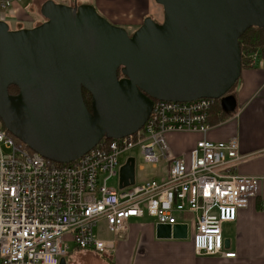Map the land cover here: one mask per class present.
<instances>
[{"label": "water", "instance_id": "obj_1", "mask_svg": "<svg viewBox=\"0 0 264 264\" xmlns=\"http://www.w3.org/2000/svg\"><path fill=\"white\" fill-rule=\"evenodd\" d=\"M155 2L164 21L146 17L132 34L93 5L53 0L43 4L45 21L34 28L12 30L0 20L5 128L43 157L68 164L104 138L139 131L155 100L211 98L234 111L231 89L242 71L239 39L247 29L264 26V0ZM11 85L17 94L9 92ZM83 89L91 93V111ZM135 172L131 157L121 167L120 188L134 184Z\"/></svg>", "mask_w": 264, "mask_h": 264}, {"label": "built area", "instance_id": "obj_2", "mask_svg": "<svg viewBox=\"0 0 264 264\" xmlns=\"http://www.w3.org/2000/svg\"><path fill=\"white\" fill-rule=\"evenodd\" d=\"M10 5L0 2V9ZM259 57V51L252 53L249 66ZM214 101H154L139 131L101 141L68 164L16 143L0 123V264H60L71 253V244L109 256L113 248L96 234L98 224L118 238L132 218L147 215L158 225L173 227L185 212L195 216L192 243L197 255L235 257L225 250L223 226L235 222L238 212L259 196L262 178L236 172L242 160L236 137L208 138ZM175 132L202 138L187 156H177L167 138ZM134 147L155 169L165 161L166 174L142 183L135 178L134 184L120 188L121 167L131 158L122 162L121 156ZM113 178H118L117 185Z\"/></svg>", "mask_w": 264, "mask_h": 264}, {"label": "crops", "instance_id": "obj_3", "mask_svg": "<svg viewBox=\"0 0 264 264\" xmlns=\"http://www.w3.org/2000/svg\"><path fill=\"white\" fill-rule=\"evenodd\" d=\"M4 1L11 2V5L0 9V20L8 23L12 30L29 29L30 24H34L31 27L34 28L45 21L41 8L47 0H0ZM53 1L70 6L76 3L93 5L107 20L120 26H135L136 29L146 17L154 19L153 14L157 11L151 9L155 0ZM231 95L235 98L236 108L229 119L214 124L208 138L225 141L236 137L242 156L236 172L262 178L259 196L251 201L249 207L238 212L235 222L223 226L227 242L225 250L236 253V256L197 255L192 243L193 229L186 217L193 214L185 212L179 214L183 217H179L176 228L169 232L147 215L132 218L126 231L118 238L104 223H100L95 232L113 248L111 254L80 249L71 244V253L62 258V264H264V50L255 66L242 69ZM172 134L186 137L182 138L183 147H179L177 142L172 143L173 153L182 157L187 156L202 138L199 133L175 132L168 135Z\"/></svg>", "mask_w": 264, "mask_h": 264}, {"label": "trees", "instance_id": "obj_4", "mask_svg": "<svg viewBox=\"0 0 264 264\" xmlns=\"http://www.w3.org/2000/svg\"><path fill=\"white\" fill-rule=\"evenodd\" d=\"M144 21V20H143ZM143 23V22H142ZM142 25V24H141ZM140 25V26H141ZM240 48H241V58H242V69L245 67H249V56L259 51L260 53L264 50V26L263 27H251L247 29L243 35L239 39ZM119 77H122L123 74L121 72V69L118 70ZM238 84V83H237ZM237 84L231 89V92L235 89ZM9 92L11 94H17L19 92V88L16 85H11L9 87ZM83 98L85 101L86 106L91 111V104H92V96L91 93L88 90L83 89ZM157 101V100H155ZM231 117V112H227L220 100H215L214 105L211 110L210 114V122L213 124H218L222 121H226ZM0 123L3 125V128L7 130L2 123V120L0 119ZM8 134L13 137L16 143L18 144H24L22 141H20L18 138L13 136L8 130ZM110 138H104L102 142L110 141ZM30 149V148H29ZM30 151H33L30 149Z\"/></svg>", "mask_w": 264, "mask_h": 264}, {"label": "rangeland", "instance_id": "obj_5", "mask_svg": "<svg viewBox=\"0 0 264 264\" xmlns=\"http://www.w3.org/2000/svg\"><path fill=\"white\" fill-rule=\"evenodd\" d=\"M81 0H79L80 2ZM151 9L156 11H159L161 13H159V15L157 14V11L155 14H153V17H155L154 19L157 21V22H161L164 20V11L161 10V7L159 4L153 2L151 4ZM148 17H151V16H148ZM110 23L114 24V25H117L115 24L114 22L108 20ZM34 24H30L28 25L29 28L33 27ZM117 26H120V25H117ZM14 27V26H13ZM12 27V28H13ZM120 27H123L124 29L127 30V32L129 34H132L136 27L135 26H127V25H122ZM182 138H186L185 136L183 135H179V134H172V135H168V143L171 145L172 147V143H176L179 147H183L184 146V140ZM174 141V142H172ZM129 157H134L136 159V179H137V182L138 183H142L144 180H147V179H152V178H156V179H161L163 176H165L166 174V167H167V163L165 161H162L159 165H158V168H153L151 164H147L145 161H144V157L143 155H141V152H140V148L139 147H134L133 149L125 152L122 156H121V161L122 162H125ZM141 166H144V169L143 170H140V167ZM111 183L117 185L118 184V178H113ZM178 219L179 217H183L182 215H178L177 216ZM188 217V224L190 225V227L192 228L193 226V223L195 221V216H186ZM97 229V227H96ZM98 232V230H97ZM68 240H72V236H68L67 237Z\"/></svg>", "mask_w": 264, "mask_h": 264}, {"label": "flooded vegetation", "instance_id": "obj_6", "mask_svg": "<svg viewBox=\"0 0 264 264\" xmlns=\"http://www.w3.org/2000/svg\"><path fill=\"white\" fill-rule=\"evenodd\" d=\"M164 21V20H163ZM163 21L159 22V23H162Z\"/></svg>", "mask_w": 264, "mask_h": 264}]
</instances>
